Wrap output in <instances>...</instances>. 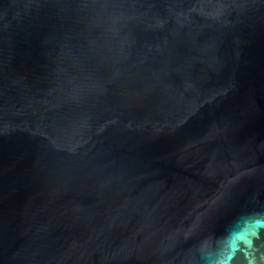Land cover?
<instances>
[{
	"label": "water",
	"instance_id": "water-1",
	"mask_svg": "<svg viewBox=\"0 0 264 264\" xmlns=\"http://www.w3.org/2000/svg\"><path fill=\"white\" fill-rule=\"evenodd\" d=\"M0 264H264V0H0Z\"/></svg>",
	"mask_w": 264,
	"mask_h": 264
}]
</instances>
